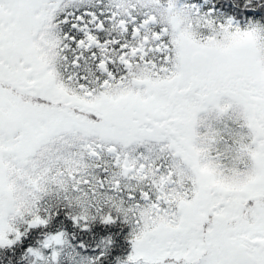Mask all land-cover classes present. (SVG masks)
I'll return each mask as SVG.
<instances>
[{
  "label": "rangeland",
  "instance_id": "obj_1",
  "mask_svg": "<svg viewBox=\"0 0 264 264\" xmlns=\"http://www.w3.org/2000/svg\"><path fill=\"white\" fill-rule=\"evenodd\" d=\"M195 55L205 57L196 71ZM217 71L223 81L210 80ZM0 79L55 105L73 97L103 119L85 127L0 90V232L57 204L87 219L112 211L131 227L139 264L166 254L185 264L205 252L209 203L225 224L254 218L232 227L240 247L210 239L211 260L264 264L263 23L179 0H0ZM138 96L166 112L163 123L125 117ZM91 263L65 241L37 264Z\"/></svg>",
  "mask_w": 264,
  "mask_h": 264
},
{
  "label": "trees",
  "instance_id": "obj_2",
  "mask_svg": "<svg viewBox=\"0 0 264 264\" xmlns=\"http://www.w3.org/2000/svg\"><path fill=\"white\" fill-rule=\"evenodd\" d=\"M165 1V0H162ZM189 3L201 4L205 8H211L219 11L227 18H232L244 25L250 20L259 21L264 24V0H179ZM205 2V3H203ZM208 2V5H207ZM206 4V5H205ZM86 9H80L84 12ZM61 15L58 20L62 21ZM107 24V23H106ZM131 26H129V29ZM99 42H108L111 38L106 31H92ZM66 33V32H65ZM68 37L73 38L77 44L83 37L69 33ZM119 38V37H118ZM122 41H120V45ZM96 50V47L91 49ZM117 56L114 57L116 61ZM71 59L70 61H73ZM110 72H115L116 77L125 73L124 69L118 65V69L109 64ZM105 75L100 76V81H104ZM82 84L87 85V81ZM0 90H9L20 97L22 102L29 108L46 110V107L53 109L58 114L66 115L76 121L84 124L85 127L97 126L102 124V116L94 111L84 107L82 103L74 100L53 104L46 97L23 95L21 88L0 79ZM130 102V106L122 110L125 112L128 108L131 114L125 116L131 121L149 122L157 124L164 122L166 112L144 103L138 96ZM161 129V128H160ZM141 130V127H140ZM263 201V200H262ZM256 202L252 199L246 201L239 210L247 212V208H253ZM264 204L257 201V205ZM210 204H205L204 217L198 221L199 232L202 235L204 243V254L195 262L194 260L185 264H215L211 260L213 248L209 245V240L219 238L220 247L232 249L239 246L232 244L231 235L234 225L248 224L254 222V218L244 214L233 219L232 223L225 224L224 219L218 214L212 212ZM67 241L74 246L82 255L92 260L91 264H139L142 258L136 255L133 257L134 245L136 240L132 236L131 227L122 220L119 213L108 211L104 215H97L93 219H87L69 210L62 204H57L49 210L38 209L31 217L18 227H14L11 232H0V264H37L44 262L45 255L49 257L56 255L58 248L62 247ZM240 247V246H239ZM221 250V249H218ZM156 264H182L176 257L166 254L159 258Z\"/></svg>",
  "mask_w": 264,
  "mask_h": 264
},
{
  "label": "flooded vegetation",
  "instance_id": "obj_3",
  "mask_svg": "<svg viewBox=\"0 0 264 264\" xmlns=\"http://www.w3.org/2000/svg\"><path fill=\"white\" fill-rule=\"evenodd\" d=\"M203 63H205V57L204 56H202L201 57V60H200V63L196 66V65H193L192 66V70H194V71H196L195 69H196V67H200V66H202V64ZM217 75V76H216ZM213 74V76H215L214 77V79H210V80H214V81H217L218 79L220 80H222L223 81V75H222V73L220 72V71H217V74ZM202 78H205L206 79V75H204ZM211 85V84H210ZM209 86V85H208ZM223 86H220L219 88H221V90L219 91V93H224V89L222 88ZM246 87V86H245ZM214 94L216 95V94H218V92H214Z\"/></svg>",
  "mask_w": 264,
  "mask_h": 264
},
{
  "label": "water",
  "instance_id": "obj_4",
  "mask_svg": "<svg viewBox=\"0 0 264 264\" xmlns=\"http://www.w3.org/2000/svg\"><path fill=\"white\" fill-rule=\"evenodd\" d=\"M193 63H199L200 62V56L199 55H195L192 59ZM133 86L141 89L144 87V81L142 80H134L133 81Z\"/></svg>",
  "mask_w": 264,
  "mask_h": 264
}]
</instances>
